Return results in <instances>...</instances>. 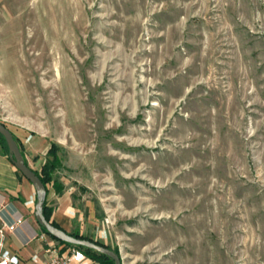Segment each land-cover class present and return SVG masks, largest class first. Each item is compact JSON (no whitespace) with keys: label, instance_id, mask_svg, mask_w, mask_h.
Here are the masks:
<instances>
[{"label":"rangeland","instance_id":"obj_1","mask_svg":"<svg viewBox=\"0 0 264 264\" xmlns=\"http://www.w3.org/2000/svg\"><path fill=\"white\" fill-rule=\"evenodd\" d=\"M0 121L123 264H264V0H0Z\"/></svg>","mask_w":264,"mask_h":264},{"label":"crops","instance_id":"obj_2","mask_svg":"<svg viewBox=\"0 0 264 264\" xmlns=\"http://www.w3.org/2000/svg\"><path fill=\"white\" fill-rule=\"evenodd\" d=\"M7 127L13 137L22 146L23 158L27 165L31 169L40 172L42 165L46 161L45 154L48 146L46 145L44 151L39 153L35 141L30 142L22 130L12 129L10 126ZM59 182L63 185L61 181ZM63 190L64 185L62 191L57 193L51 184H47L45 199L46 205L50 209V220L69 234L77 233L92 239V241H98L107 245V236L103 235L104 230L100 229V225L96 227L95 220L89 219L90 223H87L82 211L78 207L73 206L69 194ZM0 201L11 203L25 219L24 226L14 233H9L5 242L6 246L17 255L19 264H40L47 259L48 254L45 253V250L50 244H55L61 251H65L68 247H71V245L58 242L48 234H46L45 238L32 237L33 232L38 234L43 232L34 217L35 190L32 184L19 174L9 159L8 153L4 152L1 145ZM24 239L28 240L23 242ZM97 262L101 264L99 261Z\"/></svg>","mask_w":264,"mask_h":264},{"label":"water","instance_id":"obj_3","mask_svg":"<svg viewBox=\"0 0 264 264\" xmlns=\"http://www.w3.org/2000/svg\"><path fill=\"white\" fill-rule=\"evenodd\" d=\"M0 134L3 136L7 149L9 159L18 170V172L25 177L33 186L36 193V202L34 205V217L36 222L43 226L44 229L55 239L64 241L72 245H80L89 248L93 251L105 254L110 257L114 264H123L120 253H116L113 249L108 248L104 245L98 244L89 239L77 238L61 228H57L51 224L49 220L43 215V202L46 198L47 189L40 180L39 176L35 174L34 170L31 169L23 158V154L19 148V145L15 141L9 128L0 121Z\"/></svg>","mask_w":264,"mask_h":264},{"label":"built area","instance_id":"obj_4","mask_svg":"<svg viewBox=\"0 0 264 264\" xmlns=\"http://www.w3.org/2000/svg\"><path fill=\"white\" fill-rule=\"evenodd\" d=\"M10 211V212H9ZM25 224V219L11 203L0 201V264H19V259L5 244L9 233L18 231ZM45 238L46 233H32V237ZM28 240V239H27ZM27 240L24 239L23 242ZM45 253L47 259L40 264H99L81 249L71 245L61 251L55 244H50Z\"/></svg>","mask_w":264,"mask_h":264},{"label":"trees","instance_id":"obj_5","mask_svg":"<svg viewBox=\"0 0 264 264\" xmlns=\"http://www.w3.org/2000/svg\"><path fill=\"white\" fill-rule=\"evenodd\" d=\"M15 141L17 142V140L15 139ZM17 144L19 145V148H20V150H21V153H22V146L17 142ZM0 145H1V147L3 148V150H4V152H6V153H8V149H7V146H6V143H5V140H4V138H3V136L0 134ZM52 149L50 148L49 149V156L51 157V158H49V159H47L46 161H45V163L42 165V167H41V170H40V172H38V171H36V170H34V172H35V174H37L38 176H39V178H40V180L42 181V183L44 184V186L46 187V189H47V183L48 182H50L52 179H53V172L55 171V169L57 168V166H59L60 165V161H59V159H58V157L56 156V154L53 152V151H51ZM23 154V153H22ZM25 163H26V161H25ZM18 171V170H17ZM20 174V173H19ZM21 175V174H20ZM22 176V175H21ZM53 185V188H54V190L57 192V193H59V192H61L62 191V189H63V185L59 182V181H57V179L56 178H54L53 179V183H52ZM42 211H43V215L45 216V218L47 219V220H49L50 222H51V224L52 225H54L55 227H57V228H60L57 224H55L52 220H50V209L47 207V205H46V199L44 200V202H43V208H42ZM40 227H41V229H42V231L43 232H45L46 234H48L51 238H53V239H55L53 236H51L45 229H44V227L43 226H41L40 225ZM71 235H73V236H75V237H77V238H83V239H89V240H92V239H90V238H88V237H86V236H82V235H79V234H77V233H71ZM55 240H57V239H55ZM58 242H60V243H64V244H66V245H72V244H68V243H66V242H64V241H59V240H57ZM94 242H96V243H98V244H101V245H104L103 243H101V242H98V241H94ZM73 246H75L76 248H79V249H81L83 252H85V254H87L88 256H90L91 258H93V259H95L96 261H99L101 264H114V261L110 258V257H108V256H106L105 254H102V253H99V252H96V251H93V250H91V249H89V248H86V247H83V246H80V245H73ZM104 246H106V247H108V248H110L109 246H107V245H104ZM116 253H118V251L116 250V249H113Z\"/></svg>","mask_w":264,"mask_h":264}]
</instances>
